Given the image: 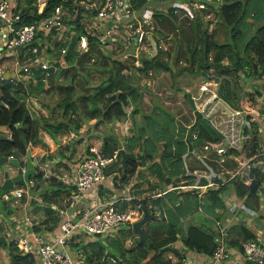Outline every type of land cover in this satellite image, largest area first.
Masks as SVG:
<instances>
[{"label": "trees", "instance_id": "16d2710c", "mask_svg": "<svg viewBox=\"0 0 264 264\" xmlns=\"http://www.w3.org/2000/svg\"><path fill=\"white\" fill-rule=\"evenodd\" d=\"M21 1L15 0L17 5H14V8L21 13L22 22L48 16L60 3L68 5L70 13L75 14L72 20L73 35L84 31L86 23L83 21H90L88 17L97 13L95 8L85 9L80 4V0H40V3H44L40 12H38L37 0H24L25 4ZM156 1L159 2V7L149 8V5ZM131 3L134 10L140 12L138 13L140 19L148 18L152 21V29L160 37L157 42L159 46L157 52L149 56L139 50L136 56L138 43L136 36H132V44L129 45L128 51H124L128 52L125 57L122 59L114 57L118 51L108 46L109 33L104 28L105 41L98 40L96 34H90V46L85 52L77 54L75 38L72 39L68 44L70 49L66 55L67 65L59 67L55 74L52 73L50 76L53 77L47 84L44 80L37 82V78H44L45 75L40 68H33L32 77L27 83L13 78L7 79L9 85H5L7 80H0V156H10L14 151H17L18 155L25 156L31 145L40 143L48 150L49 147L40 132L43 129L54 141L60 142V148L57 155H43L40 161L46 162L47 159L58 158L56 163L60 165L59 167L61 168L64 163L66 170L70 172L72 166L68 165L67 160L74 157L77 149L75 144L82 143L83 136L91 134L92 128H98L105 123V128H102L104 131L99 133L103 153L112 155L115 149L124 148L128 157L125 164L108 165L105 168L106 174L121 171L123 182L130 183L133 179L135 180L136 173L150 166L151 171L158 177L156 184L149 186L153 189L165 188L172 182L190 184L198 179L202 183L212 180L211 172L217 168L218 163L206 157L204 159L207 163L189 160L190 152L185 141L187 129L183 124L187 123L182 118V123L179 122V114L164 107L156 93H154L156 101L149 107L148 112L144 111L143 96L149 88L147 84L140 82V78L143 75L148 76L153 71L156 73L168 71L172 75L174 84L176 83V85L173 84L174 89L178 91L180 88L177 86V79L182 73L185 72L191 77L202 74L205 80L214 79L218 82V91L235 105L238 103L233 101V98L237 97L234 88L237 84L240 85L242 93L239 104L252 105L250 101L253 102V93H247L244 84L241 85L240 81L242 75L246 80V82L243 80L244 83L253 82L264 75V0H223L219 8L215 3H208V9L195 10L191 18L175 13L171 3L164 7V0H131ZM211 9L216 11L214 18L205 19L204 13ZM134 23L136 26L137 23ZM161 38L167 41L168 45L162 46ZM170 38L175 43L172 58L174 57L176 63H183L176 68H173L168 61L172 47ZM39 41L40 38L35 39L29 46L37 45ZM50 52L52 53L51 50ZM27 54L28 50L22 49L21 59ZM5 59V55L2 56L0 63ZM136 60L139 61L138 64ZM60 76L65 78L64 81L58 80ZM95 77H99L98 82L94 81ZM34 78H36L35 81ZM250 84L255 86V82ZM255 88L257 89L255 92L259 95L261 90L258 86ZM246 94L251 95L248 102L246 99L243 100L242 95ZM28 97H36L42 108H34L32 101L27 103ZM184 97L188 108L193 107L195 110V105L190 98L191 93H187ZM130 105L131 109H129ZM124 106L128 112L125 111ZM137 116H141L138 124ZM193 117H196L193 128L197 134L191 139L194 150L200 142L217 143L219 136L205 120L200 119L199 112L195 111ZM94 119L95 121L91 123ZM127 119H132L131 127L132 124L136 126L130 129ZM112 124L129 127L132 133L121 134L122 140H120L111 128ZM84 125L86 128L83 130ZM72 133L76 137H72L70 142L62 146V136ZM258 140L257 131L254 129L240 149H228L227 155L230 159L226 157L222 165L219 164L224 166V173L229 180L221 185L208 187L204 197H200L196 191L183 193L166 191L162 195L166 216L163 219H151L143 224L146 238L144 242H139V236L136 233L133 248L127 249L122 243L114 246L113 251L100 248L96 250V256L90 255L85 249L88 243L77 241L71 243L75 248L85 249L88 264H182L181 252L172 246L179 238V222L173 216L170 217L166 203L173 196L179 199L177 206H182L185 200L186 206L188 204L195 206L198 200H201L200 203L204 201L207 212L221 218L222 214L216 212V207H224L221 193L225 189L233 188V198H236L246 209L251 210L257 219H261L263 211L260 206L263 202L258 191L264 181V171L259 165H254V179L258 183L254 192L251 191L250 184L247 182L246 171L249 166L245 165L236 172L240 167V160L243 161L257 154ZM89 147L87 146V153L90 152ZM208 154L211 157L214 156L213 147L208 150ZM196 155L200 154L196 153ZM253 162L255 161L251 160L249 164L252 165ZM195 168L209 169L211 172L203 177L194 172ZM37 169L38 173L30 177L34 181L31 190L33 193L38 192L44 203L33 200L31 203H36V210L43 211L41 224H45L49 230H57L59 216L53 212L52 204L61 205L71 194L74 185L64 182L56 174L46 177L40 165ZM0 199H3L2 195ZM151 199L153 196L144 197L139 202L148 206L147 203ZM199 209L201 207L194 208L190 211L191 213L184 211L190 222L181 234V240L187 248L211 256L217 245L215 239L217 232L204 227L203 219L206 211L198 212ZM150 211L154 212L153 209ZM0 213L7 216L8 208L1 207ZM196 213L199 215H195ZM154 221H161L162 224L154 225ZM128 227L129 231L134 233L131 225ZM5 228L6 225L0 222V257L3 252H6L8 264H37L36 250L22 253L16 240L7 238ZM34 228L39 230L41 227L35 225ZM229 233L232 244L240 248V241L257 238V234L245 223L239 221L229 226ZM168 251H173L178 256L176 262L165 256ZM106 252L117 257V261L107 260L104 257Z\"/></svg>", "mask_w": 264, "mask_h": 264}, {"label": "built area", "instance_id": "2783aa9c", "mask_svg": "<svg viewBox=\"0 0 264 264\" xmlns=\"http://www.w3.org/2000/svg\"><path fill=\"white\" fill-rule=\"evenodd\" d=\"M175 1L171 3L174 7V12L181 16L186 15L189 18L193 17L195 13H193L192 8L195 10L208 9V3H215L219 8L223 2V0ZM80 4L85 9L95 8L97 13L88 17L90 21H83L86 23L84 31L73 35L72 26L74 23L72 20L75 14L72 15L70 13L68 5L60 3L54 7L50 15L43 18H34L30 22H22L21 13L15 10L12 0H0V36L3 40V45L0 48V59L3 56L2 52L10 50L11 53L6 54L16 58L18 64L16 66L18 68H14V73L7 74V76L5 75V70L0 67V80L16 78L25 83L26 78L32 77L33 68H40L44 71L43 80L47 84L49 82L48 77L52 73H55L59 67L67 65L66 55L70 49L68 44L72 39L74 40L75 38V50L81 53L87 51L90 46V34H96L98 40L105 41L104 28L99 27L101 24H104L105 30L109 32V28L113 27L116 21H120L122 16L132 17V15L136 20L144 21L148 25L152 24L150 19L144 18L142 20L140 17L134 15L131 0H80ZM43 5L44 3L38 12L42 10ZM75 11H77V8H75ZM215 12L214 9L205 12L204 18L213 19ZM113 32L115 31L109 34L110 45L115 39ZM145 34L146 30L139 23L135 28L134 34L137 43L140 44L144 41ZM39 38L40 41L37 45L29 46L30 43ZM9 46L11 47L9 48ZM56 47H59L58 51ZM24 48L28 50V54L25 58L21 59L20 51ZM136 63L138 64L139 61L136 60ZM241 79L245 80V77L242 75ZM33 80L35 81L36 78ZM258 80L264 83V75ZM216 83L218 84V82ZM198 87V96L195 97L192 96L193 93L191 94V97L194 99L195 111L199 112L200 117L205 119L219 136L217 143L208 142L204 144L206 148L210 146L214 148V156L209 157L208 153L201 156L197 155L200 160L204 162L205 157L212 158L221 166L226 157H229L227 155L228 149H240L255 129L259 137V150L256 155L245 158L243 161L241 160L242 164L236 172H239L245 165L250 167L249 163L251 160L255 161L252 165L262 164L261 169L264 171V90H261L256 98L254 97L255 101L253 100V102L249 100L250 97L243 96V100L250 101L252 105H235L228 101L218 89L213 95H209L211 87L208 79L200 83ZM31 98H27V103L32 100ZM5 105L7 104L5 103ZM185 127H187L185 140L190 149L195 152L191 140L197 136L193 128L194 123L185 125ZM89 149L90 152L77 162L73 183H69L66 180V183L74 185V188L71 189V194L64 199L61 205L52 204L55 213L59 216L57 230L52 231L44 227L35 230L36 223H33L26 215L25 221L31 227L29 231L19 233L20 227L16 225L14 229H9L7 232L9 239L16 240L17 246L22 253L30 252L33 249L36 250L38 257L37 264H78V261L67 251V246L70 241L72 242L73 238L80 234H84L86 237L99 236L107 238L119 230L121 224L131 225L142 216L140 207L142 203L139 201L143 197L132 195L129 192L128 184L123 182L122 176H116L117 171L110 174L105 173V168L108 165L112 163L122 164L120 153L118 152L119 149H115L112 155L104 154L101 145L92 144ZM216 170L218 169L216 168ZM194 172L204 177L208 176L211 171L209 169L200 170L199 168H195ZM217 176L223 178V181L213 178L206 183H202L198 179L196 182L190 184H173L164 190H158L155 194H149L148 197L164 194L166 191L174 190L175 188H180L183 191H196L198 194H202L206 192L208 187L221 185L229 180V178L221 175L219 172ZM247 182H250L249 177L247 178ZM110 183L113 186H122L123 190L113 192L109 198H94V195H92L93 190H97L103 184ZM33 185L34 181L30 180L27 188L13 186V188L5 191L2 196L8 199L9 194L12 193L13 196L21 199L25 198L26 201L38 199L39 203L40 201L44 203L41 197L33 195L31 190ZM260 189L264 193V181ZM258 194L260 196V191H258ZM90 197L92 199L86 202ZM221 198L231 216L227 220L214 219V230L217 232L215 238L217 245L210 256L211 261L207 264H224L225 261L227 262L233 258L229 219L236 218L237 220H241L240 222L245 223L251 230L255 229L254 226L256 225L250 220L251 217L253 219V216H255L254 213L246 209L236 198H233L231 192H223ZM148 203L149 208L153 209L152 203L154 202L149 200ZM240 213L244 214L243 217H240ZM240 244L241 248L234 244L232 246L242 249L247 263H264L263 232L259 233L256 239L242 240ZM104 257L110 262L117 261V257L108 252L105 253ZM182 261L184 264H195L192 258L189 257V254H186Z\"/></svg>", "mask_w": 264, "mask_h": 264}, {"label": "rangeland", "instance_id": "374dc122", "mask_svg": "<svg viewBox=\"0 0 264 264\" xmlns=\"http://www.w3.org/2000/svg\"><path fill=\"white\" fill-rule=\"evenodd\" d=\"M173 1L176 2L175 0H164L163 6L165 7L167 4H170ZM37 2H38V10H39L43 3H40V0H37ZM21 3L25 4V1L22 0ZM12 4L13 5H17V2L15 3V0H12ZM158 7H159V2H157V1L153 2V3H151L149 5V8H153V9H156ZM192 11L194 13L195 9L192 8ZM138 13H140V12H138L137 10H134V15L135 16H139ZM120 19H121L120 21H116V23H114L113 27L109 28V32H108L110 34L112 31H115V32H113V34H115V39H114L113 43L111 45L108 44V46L110 48L114 47L118 51L117 53H119V55L116 53L114 55V57H118V58L122 59V58L125 57V54L128 53V52H124V51H128L129 45L132 44L133 39H131V37L132 36L135 37L134 36L135 28L139 25V23L141 24L142 28H144L146 30V34H145L144 41L142 43H140V44L139 43L137 44L138 48H137L136 54H137V52H139V50L140 51L142 50L143 53H147L149 56H152V55H154L157 52V47H159L157 42H158V39L160 37L152 29L153 23L151 25L145 24L144 21L136 20L133 17V15H132V17H124V16H122ZM132 20H134V22L137 23L136 26H134L135 23ZM99 27L100 28H105V25L101 24ZM212 27L213 26H211V28ZM161 40H164V39L163 38L160 39V43H161L162 46L168 45L167 41L164 40V41L161 42ZM169 41H171L172 47H171L170 56H169V60L168 61L171 62V65H172L173 68H176L177 66H179V64H183V63H176L174 61V57L172 58V56L174 55V50H175V43H174L172 38H170ZM2 45H3V40H2V38L0 36V48L2 47ZM10 47L11 46H9V48ZM56 50L58 51L59 47H56ZM9 52H10V50H6L5 52H2L3 56L5 54L6 59L0 63V67L3 70H5L6 72L9 71V69H13L16 66H18L17 59L14 58L13 56H9V55L6 54V53H9ZM77 54H78V52H77ZM9 61H10V63H9ZM52 77L53 76H49L48 80L50 81L52 79ZM64 79L65 78L63 76H60V78L58 80L59 81H64ZM39 80L43 81V78H40V79L37 78V82H39ZM28 81H29V79L26 78L25 79V83H27ZM94 81L98 82L99 81V77H95ZM177 81H178L177 86L180 89L178 91H175V89H174L175 87L173 86L174 82H173L172 75L168 71H163L161 73H156V72L153 71L148 76H144V75L141 76L140 82L143 83V84H147L148 88H149V90H147L148 92L145 93V95L143 96V99H144V111L148 112L149 107L153 105L154 101H156V98H154L155 97L154 93H156V96H159V100H161V104L164 107L169 108V109H171L173 111H176L179 114L178 118H180V119H178V120H181V118H182L183 121H185L187 124L195 123L194 119L196 117H193V115L195 116V110H194L193 107H191L190 109L188 108V105L186 103V99H185L184 95H186L187 93H191V94L193 93L192 96L197 97L198 96V91H199L198 85L200 83H202L203 81H206L204 79V75H202V74L199 75L198 74V75H196L194 77H191L190 75H188L187 73L184 72L178 77ZM208 81L210 82V87H211V93L209 95H213V93L218 89V84L216 83V81L214 79H208ZM253 82H255V86L259 87L258 89L264 90V83L260 82L258 79H255ZM253 82H250V83H253ZM250 83H244L243 80L240 81L241 85L244 84V89L247 91V93L248 92L253 93V96L256 98L257 93L255 91L257 89L255 88V86H252ZM174 85H176V83ZM234 91H235V93H237V97H234L233 101L239 104V103H241L240 96H241V93H242V87L237 84V86L234 88ZM0 94H1V91H0ZM242 96H244V95H242ZM246 96L247 97H251V95H249V94H246ZM190 98L192 99V101L194 100L192 97H190ZM31 99H32L31 101H32V105L34 106V108H37V109L42 108L40 102L38 101V99L36 97H32ZM253 100L255 101V99H253ZM193 104H194V101H193ZM154 105H156V104L154 103ZM129 109H131V105L129 106ZM178 109H180V110L178 111ZM44 111L46 112V110H44ZM181 115H182V117H181ZM137 117H138L137 118L138 121H136V123L138 124L139 120H140L139 117H141V116H137ZM200 119H203V118L200 117ZM203 120H205V119H203ZM94 121H95V119L91 120V123L94 122ZM127 121H128L127 124L129 123L128 125H130V129L132 127L134 128L136 126V124H132V127H131L132 119H127ZM120 127L116 126L114 124H112V126H111L112 130L114 132H116V135H118L120 137V140H122V135L121 134H123V133L124 134H131L132 133V131L129 130V127L127 128L124 125L120 126ZM102 128H105V123H102L100 126H98V128H94L96 130L97 134L92 137L93 138L92 142H91L92 144L101 145L100 144L101 136H99V132L100 131H104ZM40 132H41V135H42L45 143L49 147L48 150L41 143L37 144V145H31L30 146V151H31L33 157H35L38 160V162L40 163L39 164L40 165V169L44 172L46 177L51 176L52 174H54V175L56 174L59 177L66 175L65 177H67L69 179V181L72 182V179H73L72 172L71 171L70 172L69 171H65L66 169H64V168L61 169L59 167L60 165L56 163L58 158H55L54 160L47 159L46 162L40 161V158L43 155H46V154H50L52 156L57 155V151L60 148L59 147L60 142H58V140L54 141L49 136V133H47L43 129H41ZM70 141L71 140L67 136H62L61 145L64 146L66 143H68ZM75 146L77 148L76 149L77 152L75 153V155L73 157L74 158L73 161L76 162V161H79V159L81 157H84L86 155L87 146H89V145H86V143L84 142V143H80V144L76 143ZM210 148H211V146L206 148L204 143L200 142V143H198L196 145L195 152L199 153L200 155H203L205 153H208V150ZM209 157H211V156L209 155ZM228 159H230V157ZM213 160H215V159H213ZM194 161H196V159H194ZM241 164H242V161L240 160V165ZM259 167L262 168V164L259 165ZM217 169L219 171L216 170V169L212 170L211 179L214 178V179H216L218 181H223V178L218 177L217 174L219 172V173H221V175L226 176V174L224 173L225 168H224V166H219L218 165ZM7 170L9 171V173L12 174L14 172L13 171V165H11V166L7 165ZM119 175L122 176L123 173L121 171H117L116 176H119ZM2 176H3L2 175V170L0 168V182L2 180ZM151 176H152V178L151 179L149 178L151 181H154V180L156 181L157 180V177L154 178L153 177L154 175H152V174H151ZM143 185L145 186L146 183H144ZM27 186L28 185L25 183V181H17V182L14 183V187L27 188ZM231 189L232 190L225 189L223 192L229 191L232 194H234L233 188H231ZM8 190H6V191H8ZM149 190H146V192L148 191L147 194L146 193H142L140 189L133 191V193L138 194L137 192H140L139 195L141 197H144V196H147V195H149L151 193H154L156 191V190L152 191L151 188H149ZM259 191H260V196H261L260 197L261 198V202H264V193L261 192L262 191L261 189ZM33 195L40 197L38 192L37 193H33ZM3 199H0V201H1L0 202V208L1 207L8 208L9 212L12 213L18 219H22L21 214L19 215V212H18L19 209H21L22 212L24 211V209H26V212L28 213L29 218L32 220L33 223H36V225H39L40 227H42V226L44 227L45 226V224H41V218H42L43 211L41 209L36 210V208H35L36 207V205H35L36 203L35 204L34 203L31 204L30 200L26 201L25 198H22L25 201L19 200V198L16 197V196H13L12 193L9 194V198L8 199H5L4 197H3ZM5 200H6V202H4ZM178 200H179L178 197H174L173 196L170 199V201L168 203H166V209H167L168 214L170 215V217L173 216L177 220V222H179L178 227H179L181 233H184L187 225L190 222V220L188 219L189 217L185 216V212L184 211L186 210L187 213H191L190 211L192 209L197 208V207H199V208L201 207V209H199L198 212H202V211L204 212V211H206L205 210L206 208H204V203H203L204 201H202L200 203L201 200L200 201L198 200V202L195 204V206L192 205V204H188L186 206L185 205L186 204V200L183 202L182 206H177L178 205L177 204ZM33 201L39 202L38 199L37 200L33 199ZM24 202L26 204L30 203L31 205H26V204H24ZM33 205H35V206H33ZM147 205L149 206V203H147ZM152 206H153V211L155 212L158 207H157V205L155 203H152ZM38 207H42V206H38ZM221 209H222L221 212H220V214H222L221 218H218V217L214 218V213H210L211 217L205 218L203 220L204 227H213V225H214V220L213 219H219V220L224 219L223 217H225L227 215V213H228V209H227L225 203H224V207H221ZM262 211L264 213V208H262ZM53 212L55 213L54 210H53ZM208 213L209 212L206 211V214H208ZM195 215H199V214L196 213ZM165 216H166V214H165ZM240 217H243V215H240ZM158 219H163V218H158ZM263 219H264V216H263ZM153 224L154 225H159V224L161 225L162 222L161 221H154ZM10 225L13 226L12 223L7 224L6 228H8V229H6V232L9 231V229H10L9 226ZM120 227L121 228L119 230H117L115 233H113L112 235L108 236L107 238H101V237L100 238H92V240H91L92 248L95 249V250H98V249L102 248L104 250L113 251L114 250V246H119L122 243H123V246L126 247L127 249L133 248L135 246L136 232L133 233V232L129 231L128 224H121ZM254 227H255L256 230H258L256 225ZM44 228H46V227H44ZM256 230L255 231L253 230V232L255 234H257V236H258L259 232H257ZM87 237H90V236H87ZM82 251L79 249L78 256L79 255L83 256ZM81 262H82L81 264H87V261L85 259V254L81 258Z\"/></svg>", "mask_w": 264, "mask_h": 264}, {"label": "crops", "instance_id": "0c3cea01", "mask_svg": "<svg viewBox=\"0 0 264 264\" xmlns=\"http://www.w3.org/2000/svg\"><path fill=\"white\" fill-rule=\"evenodd\" d=\"M183 16V15H182ZM186 16V15H185ZM9 63H10V61H9ZM16 68H18V67H16ZM15 68V69H16ZM15 69L13 68V69H9V71H5V75L7 76V74L9 75L10 73H14L13 71H15ZM225 106V105H224ZM179 122H181L182 123V120H179ZM184 124V127H185V123H183ZM192 124V123H191ZM187 125H190V124H187ZM86 128V126L84 125L83 126V130ZM185 128H187V127H185ZM91 134H86L85 136H83L84 138H83V140H82V143H86V145H89V146H91L92 145V137L93 136H95L97 133H96V130L94 129V128H92L91 129ZM101 132V131H100ZM99 132V133H100ZM50 136V135H49ZM104 136V135H103ZM70 140L72 139V137H76L75 136V134H70V135H68L67 136ZM89 141V142H88ZM186 141V140H185ZM102 143V140H100V144ZM187 143V142H186ZM187 147H188V151L190 152L189 153V160H194V159H196V160H200V158L196 155V153L195 152H193L191 149H190V147H189V145L187 144ZM90 148V147H89ZM76 152H77V150H76ZM83 157H81L80 159H82ZM79 159V160H80ZM74 160V158L72 157L71 159H68L67 160V162H68V165L69 166H72V170H71V172H72V177H73V179H72V182L71 181H69V179L67 178V177H65L66 175H64V176H60L61 177V179H63L65 182H66V180H68L69 181V183H73V181H74V178H75V175H76V169H75V167H76V165H77V162L78 161H73ZM201 161V160H200ZM75 162V163H74ZM148 161H146V163H147ZM150 166H147V167H145L144 169H142V170H140V172H138V173H136V175H135V180L133 181H131L130 183H127L128 184V187H129V189H130V191L129 192H131V194L132 195H137V196H140L139 195V193L140 192H137L138 194H135V193H133V191H135V190H138V189H140L141 190V192L142 193H148V191L146 192V190H149V186H153L154 184H156V182L158 181V177L151 171V168H149ZM194 167H197V166H194ZM62 168H64V169H67V167L65 168V164L63 163L62 165H61V169ZM144 170V171H143ZM65 171H67V170H65ZM152 175H154L153 177L155 178V177H157V180L155 181H151L150 179L152 178V176H151V174ZM147 174V175H146ZM150 178V179H149ZM2 181V180H1ZM144 183H146V185L144 186L143 184ZM173 184H175V182H172V183H170V184H168L165 188H159V187H155L154 189L153 188H151V189H153L152 191H155L154 193H151V194H155V193H157L158 192V190H164V189H166L168 186H171V185H173ZM180 184H183V183H180ZM175 185H178V184H175ZM123 189H122V186H119V185H115V186H113V185H111V183L110 184H103V185H101V186H99V188L97 189V190H93V192H92V195H94V198H109V196L113 193V192H120V191H122ZM150 191V190H149ZM173 191H176L177 193H183V192H186V191H183L182 189H180V188H175ZM122 193V192H121ZM205 193L206 192H204V193H202V194H200V197H204V195H205ZM161 195H163V194H161ZM148 196V195H147ZM141 197V196H140ZM92 199V197H90V198H88L87 200H86V202H89L90 200ZM142 199V198H141ZM19 200H22V201H25L24 199H21V198H19ZM30 203H31V201H30ZM26 204L25 202H24V204H26V205H31V204H33V203H31V204ZM264 206V202L261 204V206H260V209H262V208H264L263 207ZM221 207H216V212L217 213H220L221 212ZM19 215L21 214V217H22V219H18V218H16L12 213H10L9 212V210H8V215L7 216H4L2 213H0V222L1 223H4L5 225H6V227H7V224H10V223H12L13 224V226H9L10 227V229H14L15 227H16V225H19V227H20V229H19V233H23V232H27V231H29L30 229H31V227L29 226V224L25 221V216L27 215L28 217H29V215H28V213L26 212V209H24V211L22 212V210L21 209H19ZM21 212V213H20ZM241 215H244L243 213H240ZM259 215H261L260 213H259ZM231 216V213H227V215L225 216V217H223L224 219H228L229 217ZM263 216H264V213H263V215H262V217H261V219H257L255 216H253V219H252V217L250 218V220H251V222L253 221L255 224H256V226H257V228H258V230H256V229H252V231L254 230H256L257 232H259V233H261V232H263L264 233V219H263ZM208 217H211V214L210 213H208V214H206L205 215V217H204V219L205 218H208ZM247 217V216H246ZM214 218H215V216H214ZM203 219V220H204ZM11 220V221H10ZM214 220V219H213ZM229 221H230V225H232L233 223H237L238 221L240 222L241 220H237L236 218H233V219H229ZM43 227V226H42ZM45 227V226H44ZM209 228H211L212 230H214V225H213V227H209ZM6 229H8V228H5V230H4V232H5V234H6V236H7V238H9L8 237V235H7V232H6ZM52 231H56V230H52ZM179 231H180V229H179ZM181 231L178 233V235H179V238H178V240L174 243V244H172V246H175L176 248H178L179 249V251L181 252V254H182V259L185 257V255L186 254H189V257L190 258H192V260L194 261V263L195 264H207L208 262H210L211 261V257L210 256H207V255H204V254H202V253H199V252H197V251H195V250H193V249H189V248H187L184 244H183V242H182V240H181ZM92 238H100L99 236H92V237H86L84 234H80V235H77V237H75V240H72V241H74V242H83V243H88L87 244V246H86V250H87V252L90 254V255H93V256H96V250L95 249H93L92 248V244H91V240H92ZM231 238V237H230ZM231 247H232V250H233V258L231 259V260H228L227 262L225 261L224 262V264H250V263H247L246 261H245V259H244V255H243V252H242V249H239L238 247H233L232 246V244H231ZM83 250L82 251V253H83V256H84V254H85V259H87L86 258V256H87V253L85 252V249L84 248H82V247H79V248H75L74 246H73V244L71 243V241H70V243H69V245L67 246V251L78 261V264H81L82 262H81V258L83 257V256H78V250ZM165 256L166 257H169V258H171L172 259V261L173 262H176L177 260H178V256L173 252V251H168L166 254H165ZM0 264H8V254L6 253V252H3L2 253V256L0 257ZM87 264H88V262H87ZM95 264H97V263H95ZM182 264H184V262H182Z\"/></svg>", "mask_w": 264, "mask_h": 264}, {"label": "water", "instance_id": "95a60500", "mask_svg": "<svg viewBox=\"0 0 264 264\" xmlns=\"http://www.w3.org/2000/svg\"><path fill=\"white\" fill-rule=\"evenodd\" d=\"M5 85H9L8 80L5 82ZM124 109L126 112H128V109L125 106ZM118 152L121 154L122 163L125 164L128 159L126 150L124 148H119ZM26 157V167H24L23 163L18 159L17 151H14L12 156H0V168L4 174L3 180L0 183V195H3L6 190L13 188L14 183L17 181H25V183L28 185L30 183V177L38 173L37 168L39 166V162L36 158H33L30 149L27 150ZM8 163L18 167L15 174H10L7 170ZM246 174L250 178L249 184L251 187V191L254 192L258 186V183L254 179V165H250L249 170L246 172ZM152 201L156 203L159 212L153 213L146 205L141 204L140 207L142 210V216L131 224L133 231L136 232L139 236V242H144L146 240L143 230L144 223L151 219L165 217V209L162 204V195L158 194L152 199Z\"/></svg>", "mask_w": 264, "mask_h": 264}, {"label": "flooded vegetation", "instance_id": "af4514ba", "mask_svg": "<svg viewBox=\"0 0 264 264\" xmlns=\"http://www.w3.org/2000/svg\"><path fill=\"white\" fill-rule=\"evenodd\" d=\"M26 158H27L26 155H25V156H23V155H18V159L23 163V166H24V167H26V163H25ZM33 158H34V157H33ZM7 165L11 166V164H9V163H8ZM17 168H18V167L13 166V171H14L13 173H14V174L16 173ZM38 168H39V166H38ZM10 174H11V173H10ZM2 175H4L3 172H2ZM2 180H3V176H2ZM1 182H2V181H1ZM1 182H0V183H1Z\"/></svg>", "mask_w": 264, "mask_h": 264}, {"label": "clouds", "instance_id": "9594fccd", "mask_svg": "<svg viewBox=\"0 0 264 264\" xmlns=\"http://www.w3.org/2000/svg\"><path fill=\"white\" fill-rule=\"evenodd\" d=\"M120 155H121V154H120ZM10 156H12V155H10ZM32 156H33V155H32ZM34 158H35V157H34ZM30 180H32V179H30ZM156 196H157V195H156ZM144 197H147V198H148V196H144ZM144 197H143V198H144ZM154 197H155V196H154ZM154 197H153V198H154ZM151 200H152V199H151ZM147 207L149 208V206H147ZM149 210H150V208H149ZM157 212H159V209H158V211L156 210V211L153 212V213H157Z\"/></svg>", "mask_w": 264, "mask_h": 264}]
</instances>
